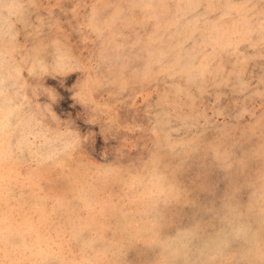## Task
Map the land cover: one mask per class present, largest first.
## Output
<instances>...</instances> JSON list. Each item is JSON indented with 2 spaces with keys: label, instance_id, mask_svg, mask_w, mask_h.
Here are the masks:
<instances>
[{
  "label": "rangeland",
  "instance_id": "obj_1",
  "mask_svg": "<svg viewBox=\"0 0 264 264\" xmlns=\"http://www.w3.org/2000/svg\"><path fill=\"white\" fill-rule=\"evenodd\" d=\"M0 264H264V0H0Z\"/></svg>",
  "mask_w": 264,
  "mask_h": 264
}]
</instances>
